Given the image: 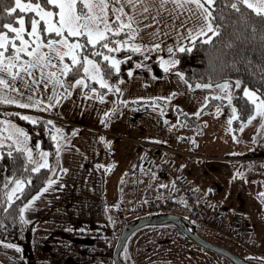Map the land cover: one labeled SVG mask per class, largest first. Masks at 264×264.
Wrapping results in <instances>:
<instances>
[{
    "label": "snow or ice",
    "instance_id": "snow-or-ice-1",
    "mask_svg": "<svg viewBox=\"0 0 264 264\" xmlns=\"http://www.w3.org/2000/svg\"><path fill=\"white\" fill-rule=\"evenodd\" d=\"M221 3L224 8L238 13L241 22L245 24L251 20V14L260 17L261 23H264V0H7V3L6 0H0V105L48 111L58 106L62 100L70 99L77 89L80 90L77 94L85 99H95L103 104L108 93L122 95L123 90L118 86L125 83L119 78L122 65L131 61L133 55L148 60L150 56L147 53L161 50L162 42L149 44L141 35L145 29L152 28L151 35L155 37L159 35L160 30L156 26L161 23L164 13L170 16L175 13L177 19L187 13L186 20L194 18L199 21L194 29L187 30L190 43L194 44L200 37H205L201 43H211L213 37L221 34V24L217 21L226 19L222 14L214 15ZM168 5L172 7L169 8ZM253 31L256 29L253 28ZM138 38L141 42H137ZM167 51L170 56H174L172 47ZM178 51L187 52L191 49L180 46ZM122 52L126 55L118 58V54ZM178 63L174 58H161L160 67L168 73ZM146 67L143 61L135 63L136 69ZM114 75L117 77L116 82L112 81ZM133 75V70L127 71L128 77ZM181 79H184L182 75ZM184 82L188 83L186 80ZM213 87L219 88L224 95L212 96L211 99L227 100L228 105H233V85L229 82L215 85L211 81L195 84L197 89ZM234 88L240 89L241 82L236 81ZM101 89L105 91L101 92ZM48 90L51 95H46ZM235 98L251 105L253 114L248 117V124L257 117L264 118V96L258 94V90L252 91L245 87L243 95ZM163 99L171 100L172 97ZM119 103L126 106L128 102L121 100ZM216 111L220 113L221 109L217 107ZM237 111L232 106L229 125L239 119ZM111 114L105 112L104 116L108 118ZM7 115H16L20 120L31 124L41 122L29 115ZM194 115L199 116L200 112ZM44 123L53 125L51 120ZM0 125H5L3 131L7 132L0 139V149L4 147L5 140L11 141L8 145V156H12L13 151L26 154L28 163L34 165L30 171H52L48 162L49 153L40 152L39 160L34 158L33 149L28 147L27 132L11 121L0 120ZM53 127L55 128L54 125ZM55 132L60 133L61 129L55 128ZM51 139L56 141L57 136L52 135ZM100 139L104 140L103 137ZM59 153L58 143L57 158ZM11 183H14V187L6 193L9 204L25 181L17 179ZM53 183L54 180L48 181L49 186ZM4 187L7 189L8 184ZM260 195L264 196V193ZM5 246L15 247L17 252L21 251L12 244Z\"/></svg>",
    "mask_w": 264,
    "mask_h": 264
},
{
    "label": "rangeland",
    "instance_id": "rangeland-1",
    "mask_svg": "<svg viewBox=\"0 0 264 264\" xmlns=\"http://www.w3.org/2000/svg\"><path fill=\"white\" fill-rule=\"evenodd\" d=\"M159 35L162 36L160 33ZM137 42H141L139 38ZM156 54V51L147 53V55L150 56V59L148 60H144L143 57L141 58V61L148 65L146 68H141L142 71L149 72V68L151 69L150 64L155 62V58L152 56H156ZM118 58L123 57L118 55ZM173 68H171V71L168 73H165L166 76L164 77L166 84L177 87L176 91L178 93H176L174 97L172 95L173 93L170 92V97H172L171 100L162 99L153 102L141 103L140 101H131L125 97V94H122L121 96V94L108 93L106 95V100L109 102L107 108L109 110L107 112L112 114L108 118H105L104 116L101 119L104 120L103 124L101 123V120L99 122L103 125V127H112L113 133H117L116 129H118L127 135H136L137 139H144L143 141H163V143L167 145L180 143V146H184L186 151H191L189 146L198 142L200 144H206L205 148L198 147V149L202 150L203 153L208 152V150L209 152H212L211 150L214 148H216L219 155L233 151L234 154L231 156L233 158L237 157V160L234 159L235 172H237L240 167L249 164L252 169L253 165L254 168L248 173L253 175V179L258 181V184H253V181L251 180L252 178L243 177L244 184L248 183V190L240 181L241 173L234 172L235 176L233 178V182H229L231 186H225L224 191L219 195V197L226 198L227 203L229 204L227 205L228 207L233 205L236 211H243L242 213H244V215L252 222L255 234L251 236V240L257 246L256 251L251 250L242 242L219 235L210 228L195 221H193V223L196 224L198 231L206 239L211 241H218V239L225 240L223 242H218L224 247L230 249L232 252L238 253L242 256H246L248 253L251 254L252 252H256L257 254H260V256H264V196L260 195L261 193H264V127H261V125H264V118L257 117L251 122V124H248L246 121L237 127L234 125L236 121L234 120L233 123L229 125L228 121L232 117V106L234 105H228L227 100L222 101L211 99L212 96H223L224 93H222L219 88L215 87L212 89L196 88L195 90H192L186 83H176L174 82L176 76ZM136 70H134V72H137ZM172 77L174 78V81L172 80ZM164 79L162 80L164 81ZM154 80L157 81L159 79ZM229 83L232 84L231 82ZM149 84L154 85L153 82H149ZM121 85L122 84H119L118 86ZM185 90H191L192 92ZM46 95H51V91L48 90ZM205 97H208L209 99L206 100ZM121 100L128 102L127 105L125 106L124 104L119 103ZM64 101L65 100H62L61 102ZM0 106L7 108V110L12 108V106L7 105ZM150 107L158 108L163 111L168 122L169 130L154 125V131L150 132V125L151 123H155V120L152 117H148V122H146V119L141 116V113L150 109ZM192 107H199V110H193L190 112L188 109H192ZM217 107L221 109L220 113H217ZM57 108L58 106L53 107L48 111L21 108L17 110L21 112L19 114L29 115L34 118H38L40 121H48L49 119L43 118L41 114L46 115L51 113L52 118L55 119L53 114H56L57 116L61 115ZM126 109L135 113L137 118L135 117L134 119H138V117L140 118L139 123H131V125L128 123L125 124L126 121H129L128 116L127 118L123 117V112ZM130 111H128L129 114L131 113ZM198 111L200 112V115H194ZM77 118L81 119L82 117L77 116ZM84 119L95 122L97 117H87ZM6 121H11L20 127L11 118L7 117ZM51 121L55 125V128H59L62 124H64L60 121ZM242 125L244 126L241 131L240 129ZM49 126L54 128L52 125ZM61 127H63V125ZM120 127L122 129H120ZM55 128L53 129V135L57 136V140L55 141V149H57V144L62 140V136L61 133L55 132ZM23 130L29 135L28 147L33 149L34 158L39 160L38 154L40 152L48 153V151L42 149L40 140L32 134V130ZM5 134H7V132L3 131V134L0 133V139H2ZM117 135L119 134L117 133ZM235 140H237L238 143H234ZM230 141L233 146H236L237 148L230 146ZM239 143H241L240 146H237ZM36 145H39V147L37 148ZM180 146L179 148L175 146V149H180ZM177 156H180L182 160H186V165L189 164L188 162L197 160L196 158L189 157L188 154ZM252 156L257 157L253 160H246ZM49 158L50 157H48V162L52 169L51 173H53L57 169L56 164L58 163L55 160L50 163ZM207 162L210 165L211 162L217 161L211 159L207 160ZM193 165L194 164H192L191 167ZM32 166L34 167V165ZM210 166L207 168H201L200 171H198L199 176L202 177L203 184H209L211 177L219 176L220 168L223 170L226 165H216L213 163L211 168ZM116 167L117 164L112 163L108 165V167L104 168L106 175L109 177L110 174L116 171ZM132 182L136 183V179H131V183ZM110 183L111 179L108 178V181L106 180V184L109 186L108 188H111ZM135 183L129 184L131 189L132 187L135 188ZM24 187L25 183L22 185V189L13 195L12 201L21 193ZM242 189L249 191L248 194H245V191ZM178 200L179 199H177V201ZM214 200L216 201L215 198ZM162 204L155 205L149 202L145 206L139 205L134 208L132 207L128 211L117 209L118 211H116V214L118 219L120 218L119 223L114 225V228L117 229L118 233L117 240L122 229L127 223L143 216L162 213L161 209L167 208L169 212L179 213L185 217H188L190 214L188 210L189 207L182 201L176 203L174 201L165 202ZM24 222L27 230L25 234V241L22 237L20 238L21 240L15 238H0V264H114L113 254L117 241L113 248V252L110 253L111 249H107L108 246H106V242L104 241L107 238L105 234H107L108 229H111L108 225L103 227L89 226L85 228L86 231L82 230V233H84L82 237L78 236V230L76 228L69 227L65 233H61L59 238H57L52 234V231L48 233L46 232L50 228L41 229V227H39L40 223L36 220H25ZM7 244L15 245L20 248L21 251L17 252L15 247H6L5 245ZM58 247L68 250V253L63 254L60 257H54L53 251H55V249L57 250ZM256 253L254 255H256ZM191 254L197 256L196 258L199 260L191 257ZM220 257L221 256L214 254V252L210 250L205 248L202 249L194 243H190L185 234L174 224L148 225L139 228L131 234L121 253V258L126 264H168L170 261L173 264H178L180 261H183L184 264H188L193 262V259L196 260V263L194 264H211V260L218 262Z\"/></svg>",
    "mask_w": 264,
    "mask_h": 264
},
{
    "label": "crops",
    "instance_id": "crops-1",
    "mask_svg": "<svg viewBox=\"0 0 264 264\" xmlns=\"http://www.w3.org/2000/svg\"><path fill=\"white\" fill-rule=\"evenodd\" d=\"M168 7L171 8L172 5H168ZM187 15V13H184L177 19L175 13L171 16L168 13H164L161 23L156 26L162 36L156 35L153 37L151 35L153 32L152 28L145 29L141 33L149 44L162 42L161 50L156 51V56H152L159 65L161 58L165 60L174 58L177 60L176 53L178 52V48L189 45L190 41L187 39V30L194 29L199 24V21H196L194 18L186 20ZM169 47L174 49V56H170L168 53L167 49ZM130 70H136L135 65ZM136 71L134 72L136 75L131 78L127 76L123 79L125 83L119 86L123 90L122 94H125V97L131 101H140L141 103L153 102L170 97V92L178 93L176 91L177 87L165 83V72L160 76H156L153 73L152 66L151 69L149 68V72H144L141 69H137ZM177 73L180 72L175 71L176 79L174 81L172 77V80L176 83H185V80L181 79V74L177 75ZM153 77L159 80L156 81ZM115 80L117 81V79H114L113 82ZM149 82H153L154 85H150ZM191 89L195 90L196 88L191 87ZM79 91L77 89L70 99L58 105L57 110L60 111L61 115L57 116L53 114L58 119V122L64 123L62 124L63 127H61L62 125L59 127L61 129L62 140L59 143L60 153L57 158V163L60 166V170H58L59 173L50 179L54 180L55 183L51 186L47 183L23 207L22 217L24 221H38L41 229L50 228L46 232L52 231V234L57 238H59L61 233H65L69 227L76 228L78 230V236L82 237L84 235L82 230L86 231L85 228L89 226L103 227L108 225L111 229H108L107 234H105L107 238L104 241L106 242V246H108L107 249H111V253L113 252L116 241H118V233L114 225L119 223L120 218L118 219L116 211H128L132 207L134 208L139 205L145 206L153 200L164 202L169 198L170 192L174 191L175 184L172 176L164 173L159 165H155L149 159L148 150L150 146L148 143H152V141L137 139L136 135H127L118 129H116L119 134L117 135L116 132H112V127H103L101 125L99 121L104 117V113L109 110L107 109L109 102L106 100V96V102L101 104L95 99H85L82 95L77 94ZM100 91L104 92L105 90L101 89ZM158 97L161 99H156ZM188 110L190 112L193 110L197 111L199 107H192V109ZM128 111L130 110L126 109L123 112L124 118L129 117V121H126L125 124L128 123L131 125V123H139L140 118L134 119L136 117L135 113L130 111L131 113L129 114ZM161 112L163 111L158 108L150 107V109L141 113V116L146 119V122H148V117H152L155 120V123H151L150 125V132L154 131V125L169 130L165 114H161ZM77 116H81L82 118L78 119ZM87 117H97V119L95 122H91L88 119H84ZM120 129L122 128L120 127ZM74 132L76 135H73ZM0 133L3 134V132ZM100 137H103L104 140L101 141ZM158 143H161L167 148V150L161 152L163 162H166L172 167L174 171L173 176L176 175L185 179L197 203L211 208H217L227 218H230L234 213H238L248 219L250 233L247 240L255 246L253 250L256 251L257 246L251 240V236L255 234L252 222L242 213L243 211L239 210L241 213L236 211L233 205L228 207L227 205L229 204L226 198L219 197L224 191L225 186H231L229 182H233L235 176L234 159L237 160V157L233 158L231 156L234 154L233 151L219 155L216 148L211 150L212 152L208 150L205 153L198 149V147L205 148V143L200 144L198 142L191 144L189 146L191 151H186L184 146H180V143L173 145H167L163 141H158ZM234 143H238L237 140ZM229 144L232 147H236L233 146L231 141ZM240 144L237 146H240ZM175 146L177 148L180 146L181 148L175 149ZM186 154L197 160L188 162L189 164L186 165V160H182L180 156H177ZM256 157L252 156L246 160H253ZM211 159L217 162H211L210 166L207 160ZM112 163L117 164L116 171L108 177L104 168ZM213 163L226 166L223 170L220 168L219 176L210 178L211 181L209 184H203L202 177L199 176L198 171L208 166L211 168ZM192 164L194 165L191 167ZM253 168L254 166L252 165ZM252 169L249 164L240 167L235 172L241 173L240 181L248 190V183L244 184L243 177L252 178L253 184H258V181L253 179V175L248 173ZM108 178L111 179V188H108L109 186L106 184ZM131 179H136V183H131ZM133 183H135V188L132 187L131 189L129 184ZM45 188L48 190L44 191ZM242 190L245 191V194L249 192L245 189ZM179 200L182 201L181 199ZM176 202L178 201L176 200ZM53 252L54 257H60L63 254H67L68 250L58 247Z\"/></svg>",
    "mask_w": 264,
    "mask_h": 264
},
{
    "label": "trees",
    "instance_id": "trees-1",
    "mask_svg": "<svg viewBox=\"0 0 264 264\" xmlns=\"http://www.w3.org/2000/svg\"><path fill=\"white\" fill-rule=\"evenodd\" d=\"M7 3V0H6ZM223 9L221 12L220 10ZM250 12V10H246ZM223 15L226 17L223 21H217L221 24L219 36L213 37L211 43H201L205 37L199 38L194 44L189 43L187 48L191 51L176 53L179 63L175 66V71H179L186 80L188 85L195 87V84H204L211 81L215 84L231 82L233 85V105L238 109L239 119L234 125L237 127L241 123L248 120L252 115L251 105L245 103L242 99H236L243 95V89L247 87L249 90L256 91L264 96V23L261 18L251 14V20L247 24L241 22L238 13L232 12L230 9L224 8V4H219L217 12L214 15ZM7 22V21H5ZM253 28L256 31H253ZM211 36V33L208 34ZM124 57L125 53H120ZM142 56L133 55V59L127 64L121 66L122 72L120 79L127 77V71L130 70L135 63L141 61ZM153 73L160 76L164 73L163 69L157 62L150 64ZM117 79L114 75L112 80ZM236 81L241 82V88L235 89ZM19 108L12 107L7 110L0 106V120L11 118L20 127L32 130V134L38 137L41 147L49 153V161H57L56 144L51 139L53 129L41 121L37 124H31L27 121L20 120L16 115H7L8 113H21ZM43 118L51 119L50 114H41ZM58 121V119H57ZM54 125V124H53ZM52 125V126H53ZM55 126V125H54ZM5 125H0V132H3ZM7 134H5L6 136ZM4 147L0 149V238H15L25 241L27 232L21 209L36 195L42 188L52 179L60 170L57 169L51 173L48 169H41L39 172H32L33 167L28 163L26 154H19L13 151L12 156H8L10 150L8 145L11 141H4ZM25 169H29L26 171ZM25 181V187L21 193L13 201H7L6 193L10 192L15 180ZM185 180V179H184ZM30 181V183H27ZM8 184V188L4 187ZM176 203V201H174ZM180 202V200H178ZM175 213V212H174ZM148 216V215H147ZM144 217V216H143Z\"/></svg>",
    "mask_w": 264,
    "mask_h": 264
},
{
    "label": "built area",
    "instance_id": "built-area-1",
    "mask_svg": "<svg viewBox=\"0 0 264 264\" xmlns=\"http://www.w3.org/2000/svg\"><path fill=\"white\" fill-rule=\"evenodd\" d=\"M148 145L150 146L148 150L149 159L155 165H159L164 173L172 176L175 184V189L173 192H170L169 198L164 202L153 200L151 204L157 205L171 202L172 200L176 201L177 198L181 199L182 202L189 207L188 210L190 214L187 217L189 220L208 227L212 231L225 237L235 239L239 242H245L246 246H250L246 241L250 233V223L247 218L238 213H234L230 218H227L225 214L217 208H211L204 204L197 203L186 181L180 176H173L174 171L172 167L166 162H163L161 152L167 150V148L158 142L148 143ZM161 210L162 213L169 212L167 208Z\"/></svg>",
    "mask_w": 264,
    "mask_h": 264
},
{
    "label": "water",
    "instance_id": "water-1",
    "mask_svg": "<svg viewBox=\"0 0 264 264\" xmlns=\"http://www.w3.org/2000/svg\"><path fill=\"white\" fill-rule=\"evenodd\" d=\"M165 224H174L195 243H197L198 245H200L201 247L207 250L214 251L216 253L223 255L224 257L230 259L234 264H249L246 260L234 254L230 250L220 247L204 239L194 229L193 224L187 218L175 213L148 215L134 219L129 223H127L119 235L116 248L114 250V254H113L114 264H126L121 258V253L127 243V240L129 239V237L133 232L144 226L165 225Z\"/></svg>",
    "mask_w": 264,
    "mask_h": 264
},
{
    "label": "flooded vegetation",
    "instance_id": "flooded-vegetation-1",
    "mask_svg": "<svg viewBox=\"0 0 264 264\" xmlns=\"http://www.w3.org/2000/svg\"><path fill=\"white\" fill-rule=\"evenodd\" d=\"M192 224H193V226H194V229L202 236V234L198 231V227L196 226V224H194L192 221H190ZM179 229V228H178ZM180 230V229H179ZM216 233V232H215ZM218 234V233H217ZM220 235V234H219ZM186 236V235H185ZM203 237V236H202ZM186 238L189 240V242L191 243H194L195 245H197V246H199L200 248H202V249H204L203 247H201L200 245H198L197 243H195L193 240H191L188 236H186ZM204 239H206L205 237H203ZM206 240H208V239H206ZM208 241H210V242H212V243H214V244H216V245H218V246H220V247H223V248H225V249H228V248H226V247H224L223 245H221L218 241H221V242H223V241H225V240H219L218 239V241H211V240H208ZM246 241L250 244V246H247L248 248H250L251 250H253L254 248H255V246L251 243V242H249L247 239H246ZM242 243H244L245 244V242H242ZM246 245V244H245ZM228 250H230V249H228ZM231 251V250H230ZM212 252H214V251H212ZM232 252V251H231ZM204 253V252H203ZM234 254H236V255H238L239 257H241V258H243L244 260H246L249 264H264V256H260V254H257L256 252H252L251 254H249L248 253V255H246V256H242V255H239L238 253H235V252H233ZM256 253V255H254ZM205 254H207V253H205ZM209 254V253H208ZM214 254H216V255H219V256H221L220 258H219V260H218V262L217 261H215V260H211L212 261V263L211 264H234L230 259H228V258H226V257H224L223 255H221V254H219V253H216V252H214ZM194 254H191V257H194V259H196V260H199L198 258H196L197 256H193ZM211 256V255H210ZM212 257V256H211ZM193 259V262H190V263H188V264H194V263H196V260H194ZM179 262V261H178ZM168 264H173L171 261L168 263ZM178 264H184L183 263V261H180V263H178Z\"/></svg>",
    "mask_w": 264,
    "mask_h": 264
}]
</instances>
